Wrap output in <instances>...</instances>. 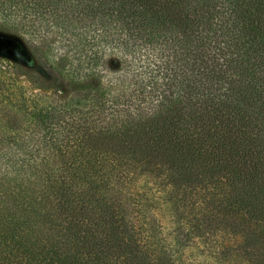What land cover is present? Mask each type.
I'll list each match as a JSON object with an SVG mask.
<instances>
[{
  "label": "trees",
  "instance_id": "1",
  "mask_svg": "<svg viewBox=\"0 0 264 264\" xmlns=\"http://www.w3.org/2000/svg\"><path fill=\"white\" fill-rule=\"evenodd\" d=\"M0 22L79 56L54 103L0 78V264H191L197 243L264 264V0H0Z\"/></svg>",
  "mask_w": 264,
  "mask_h": 264
},
{
  "label": "rangeland",
  "instance_id": "2",
  "mask_svg": "<svg viewBox=\"0 0 264 264\" xmlns=\"http://www.w3.org/2000/svg\"><path fill=\"white\" fill-rule=\"evenodd\" d=\"M56 33L58 35L49 36L45 31L20 34L9 29L0 30V78L11 83L9 92L12 98H25L28 103L34 100L50 104L72 95V66L79 56L72 52V33H67L62 27ZM107 68L116 70L115 66L106 67L103 63L96 66L103 79L108 75ZM142 184L144 181L140 180L138 185ZM149 186L151 192L159 189L150 183ZM160 189L156 194L160 197L156 212L167 233L171 230L170 221L173 216L167 199H164L168 187ZM201 248L197 243L184 249L185 263H202L205 251L200 253Z\"/></svg>",
  "mask_w": 264,
  "mask_h": 264
}]
</instances>
